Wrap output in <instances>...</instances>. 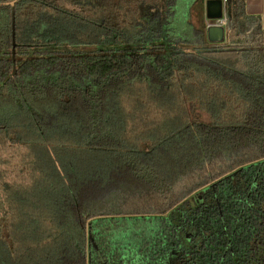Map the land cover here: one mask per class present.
Returning <instances> with one entry per match:
<instances>
[{
    "label": "trees",
    "instance_id": "trees-1",
    "mask_svg": "<svg viewBox=\"0 0 264 264\" xmlns=\"http://www.w3.org/2000/svg\"><path fill=\"white\" fill-rule=\"evenodd\" d=\"M0 0V264H264V28L228 0ZM16 67V72H14Z\"/></svg>",
    "mask_w": 264,
    "mask_h": 264
},
{
    "label": "water",
    "instance_id": "water-1",
    "mask_svg": "<svg viewBox=\"0 0 264 264\" xmlns=\"http://www.w3.org/2000/svg\"><path fill=\"white\" fill-rule=\"evenodd\" d=\"M19 0H12L2 4L12 7V40H13V60H16V4ZM225 6L222 0L206 1V18L215 20L224 16ZM208 39L212 43H223L228 37V29L225 25L210 24L207 27ZM16 72V67H14Z\"/></svg>",
    "mask_w": 264,
    "mask_h": 264
},
{
    "label": "crops",
    "instance_id": "crops-1",
    "mask_svg": "<svg viewBox=\"0 0 264 264\" xmlns=\"http://www.w3.org/2000/svg\"><path fill=\"white\" fill-rule=\"evenodd\" d=\"M206 1L205 0V16H206ZM246 11L251 16L260 18L262 27L264 28V0H245ZM207 23L209 20L206 18ZM228 23V18H227ZM226 23V27H227ZM228 28V27H227Z\"/></svg>",
    "mask_w": 264,
    "mask_h": 264
},
{
    "label": "built area",
    "instance_id": "built-area-1",
    "mask_svg": "<svg viewBox=\"0 0 264 264\" xmlns=\"http://www.w3.org/2000/svg\"><path fill=\"white\" fill-rule=\"evenodd\" d=\"M224 6H225V11H224V16L219 19L215 20H209L208 25L210 24H220V25H226L227 23V5H228V0H222Z\"/></svg>",
    "mask_w": 264,
    "mask_h": 264
}]
</instances>
